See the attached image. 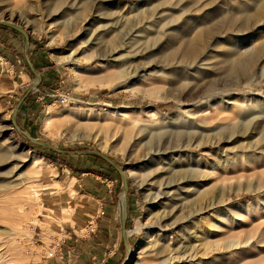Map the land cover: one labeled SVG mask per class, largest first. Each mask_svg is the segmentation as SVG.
<instances>
[{
	"label": "rangeland",
	"instance_id": "374dc122",
	"mask_svg": "<svg viewBox=\"0 0 264 264\" xmlns=\"http://www.w3.org/2000/svg\"><path fill=\"white\" fill-rule=\"evenodd\" d=\"M139 1L0 0V264H66L65 240L84 233L79 174L99 153L137 207L118 264H264V55L234 87L213 57L228 43L169 57L166 36L143 41ZM241 1L202 7L203 27ZM179 14L159 30L178 27L174 44Z\"/></svg>",
	"mask_w": 264,
	"mask_h": 264
},
{
	"label": "bare ground",
	"instance_id": "6f19581e",
	"mask_svg": "<svg viewBox=\"0 0 264 264\" xmlns=\"http://www.w3.org/2000/svg\"><path fill=\"white\" fill-rule=\"evenodd\" d=\"M143 2L144 0H140L134 5L141 4L135 8L138 16L141 13L145 14L146 22H143V25L146 24V26L144 25V29L142 30L144 34L142 39H144V42L149 41V39H154L155 42L153 45H158L164 35L170 43V46L167 47L168 56L170 57L180 52L186 60L193 59L205 46L207 47L209 45V48H215L228 43L229 45L224 50H214L213 57L221 58L217 62L221 63V65L223 64L221 68L225 76L234 77V80H236L232 83L234 87L242 84L240 80L251 77V66L257 58L264 55V0H242V3L238 4V8H229L228 11L223 10L220 5L213 6L211 8L213 10L209 9V11H214V14L210 17L212 24L204 27V24L209 23L206 19L208 12L206 13L204 11L202 15H198L197 12L204 6L215 4L217 0H176V3H167L166 0H156L151 8L143 5ZM182 12L186 14L190 13L186 17L190 23H186L183 31L180 30V36L176 38L179 41L177 44H174L172 43L173 39L170 34L172 32H178V27L161 33L159 30L163 29L172 20L181 18L182 14L180 15L179 13ZM248 25L254 26L256 31L250 35H239L238 37L234 35L233 30L247 28ZM223 31H227L228 37L226 39H222L223 37L219 35ZM138 42L139 40L133 44L136 45ZM207 56L210 57V55ZM230 85L224 84L218 87L215 85L214 88L211 86L207 88V94L205 96L212 97V100L208 103L210 108L219 104L217 103L218 100L223 101L225 93H229L230 91L234 92V90L222 92L223 90H227ZM215 95L219 96L216 97ZM7 153V149L0 150V160L6 159ZM15 169L14 167L13 171ZM6 186V184L2 183L0 188L4 189ZM22 210L23 205L20 211L22 212ZM157 216L158 218L160 217V215ZM172 261V257H168L162 260L160 264H174Z\"/></svg>",
	"mask_w": 264,
	"mask_h": 264
},
{
	"label": "crops",
	"instance_id": "0c3cea01",
	"mask_svg": "<svg viewBox=\"0 0 264 264\" xmlns=\"http://www.w3.org/2000/svg\"><path fill=\"white\" fill-rule=\"evenodd\" d=\"M3 71L4 68L0 70L1 75ZM98 155L101 159L91 158L79 174L83 178L79 180L80 189L87 199L83 224L80 226L84 233L78 234L74 230L75 237L65 240L60 258L66 264H118L123 260L124 250L129 248L130 234L126 224L136 218L137 207L133 195H129L128 188H124L120 168L108 156ZM113 168L121 180L116 177ZM122 186L124 206L119 199L121 193H118Z\"/></svg>",
	"mask_w": 264,
	"mask_h": 264
},
{
	"label": "built area",
	"instance_id": "2783aa9c",
	"mask_svg": "<svg viewBox=\"0 0 264 264\" xmlns=\"http://www.w3.org/2000/svg\"><path fill=\"white\" fill-rule=\"evenodd\" d=\"M59 101H60L61 103H68V102H70L71 100H70V98H69V96H68L67 94H61V95L59 96Z\"/></svg>",
	"mask_w": 264,
	"mask_h": 264
},
{
	"label": "water",
	"instance_id": "95a60500",
	"mask_svg": "<svg viewBox=\"0 0 264 264\" xmlns=\"http://www.w3.org/2000/svg\"><path fill=\"white\" fill-rule=\"evenodd\" d=\"M100 155H102V156H105L104 154H102V153H99ZM121 171V170H120ZM121 174H122V177L125 179V177H124V175H123V173L121 172ZM124 186H125V184H124Z\"/></svg>",
	"mask_w": 264,
	"mask_h": 264
}]
</instances>
